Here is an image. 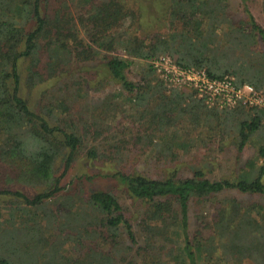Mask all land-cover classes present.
Here are the masks:
<instances>
[{
    "label": "trees",
    "instance_id": "16d2710c",
    "mask_svg": "<svg viewBox=\"0 0 264 264\" xmlns=\"http://www.w3.org/2000/svg\"><path fill=\"white\" fill-rule=\"evenodd\" d=\"M132 2L136 9L127 0H0V264H264V204L226 197L208 235L191 231L195 203L230 190L264 195V108L210 107L194 90L166 85L151 64L173 56L183 68L262 90L264 28L247 9L235 19L229 0ZM117 47L124 57L108 55L102 68L135 113L129 137L83 153L88 135L47 118L68 114L67 101L36 112L28 92ZM137 60L147 69L135 83L128 70ZM228 126L239 152L258 138L259 161L235 178L211 180L200 168L182 175L176 163L189 144L223 141ZM136 147L153 150V164L177 167L158 178L116 168L120 153ZM80 159L104 169L67 184ZM98 178L144 206L139 233L113 191L91 187Z\"/></svg>",
    "mask_w": 264,
    "mask_h": 264
},
{
    "label": "rangeland",
    "instance_id": "374dc122",
    "mask_svg": "<svg viewBox=\"0 0 264 264\" xmlns=\"http://www.w3.org/2000/svg\"><path fill=\"white\" fill-rule=\"evenodd\" d=\"M129 7L136 9V4L132 0H127ZM230 12L235 19H244L246 17V9L254 16L256 21L264 28V9L263 0H229ZM164 9V8H163ZM74 16L78 17V13ZM82 37L87 41L89 35L79 25ZM128 24L120 35L123 37L128 33ZM152 30V29H151ZM132 30H130L131 32ZM161 34L167 33V25H163L159 30ZM142 36L141 32H137ZM108 55H117L124 57L125 52L121 47H117L115 51L107 54L101 52L96 60L89 61L74 67L69 75L61 78L52 79L43 85L36 87L34 90L29 89L30 100L36 112H42L44 107L48 106L49 102L56 100L67 101L69 106L68 114H58L54 117H47L53 124H57L66 118L67 125L73 131H76L87 136L86 148L90 149L96 145L101 152L111 151L110 144L121 139H128L129 121L135 113L130 111V105L127 101V93L117 83L111 81L105 70L102 68L105 57ZM173 57V56H172ZM139 60L135 61L132 67L128 70V77L131 81L138 83L143 79L145 69ZM145 67V68H144ZM50 103V104H51ZM135 119V118H134ZM237 123H234L236 126ZM69 127H67L69 129ZM88 130V131H87ZM138 131V130H137ZM226 132H231L225 135L222 141H215L207 147L201 144H189V151L181 154V160L176 163L181 168L182 175H191V170L204 169L207 176L211 180H219L223 178H235L240 172L249 170V164L257 161V142L258 138H251V141L246 145L242 152L237 150V139L235 140L234 129L228 126L224 129ZM137 133V132H136ZM138 134V133H137ZM191 137L195 140L201 135L199 131L191 132ZM96 138L98 141H96ZM205 138V135H202ZM109 141V142H108ZM113 141V142H112ZM108 142V143H107ZM197 144V143H196ZM150 151V152H149ZM154 151L146 150L141 147L134 149H125L117 158L119 163L116 168L126 171L138 170L151 177L158 178L163 175L164 170L168 167H177L173 163L167 162L166 165L149 160ZM84 156V155H83ZM82 156V157H83ZM259 161V160H258ZM104 164H88L86 161L79 160L75 168L72 170L67 179V184H71L74 179H77L81 174H94L99 171V168L104 169ZM93 188H103L113 191L123 205L126 215L131 219L135 231L139 233L140 221L143 217L144 206L138 201H134L122 192L117 184L103 181L98 178ZM226 197H235L239 199L245 206L252 204H264V195H252L241 193L237 190L225 191L210 199H207L201 204L195 203L191 210V231L201 229L205 234H209L208 223L212 221V217L216 208L217 202ZM1 209V208H0ZM140 239V237H139ZM142 240V239H140ZM159 244L158 247H161Z\"/></svg>",
    "mask_w": 264,
    "mask_h": 264
},
{
    "label": "built area",
    "instance_id": "2783aa9c",
    "mask_svg": "<svg viewBox=\"0 0 264 264\" xmlns=\"http://www.w3.org/2000/svg\"><path fill=\"white\" fill-rule=\"evenodd\" d=\"M151 64L166 85L194 90L210 107L232 109L246 105L264 108V89L258 90L248 84L239 87L232 76L213 78L205 69L179 66L170 56H160Z\"/></svg>",
    "mask_w": 264,
    "mask_h": 264
}]
</instances>
